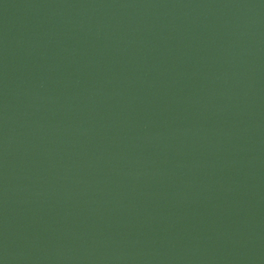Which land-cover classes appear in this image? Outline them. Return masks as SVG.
I'll return each mask as SVG.
<instances>
[{
  "label": "water",
  "instance_id": "1",
  "mask_svg": "<svg viewBox=\"0 0 264 264\" xmlns=\"http://www.w3.org/2000/svg\"><path fill=\"white\" fill-rule=\"evenodd\" d=\"M0 264H264V0H0Z\"/></svg>",
  "mask_w": 264,
  "mask_h": 264
}]
</instances>
